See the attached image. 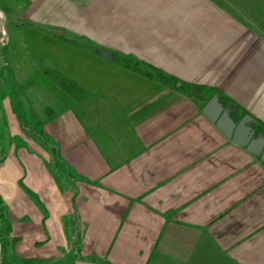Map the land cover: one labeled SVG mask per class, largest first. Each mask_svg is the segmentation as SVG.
Wrapping results in <instances>:
<instances>
[{"label": "crops", "instance_id": "1", "mask_svg": "<svg viewBox=\"0 0 264 264\" xmlns=\"http://www.w3.org/2000/svg\"><path fill=\"white\" fill-rule=\"evenodd\" d=\"M6 5L85 47L28 109L1 97L17 264H264V162L202 113L217 94L264 136V0Z\"/></svg>", "mask_w": 264, "mask_h": 264}, {"label": "rangeland", "instance_id": "2", "mask_svg": "<svg viewBox=\"0 0 264 264\" xmlns=\"http://www.w3.org/2000/svg\"><path fill=\"white\" fill-rule=\"evenodd\" d=\"M6 2L0 0V9L5 14L0 12V74L3 73L0 75V115L2 94H18L28 109V101L31 102L33 94H26L34 92L30 85L42 80L50 83L52 69L47 59L56 58L58 65H62L63 61L85 50L84 40L74 32L56 31L46 24L22 21ZM59 41L67 43V46L63 47ZM55 44L61 45L51 47Z\"/></svg>", "mask_w": 264, "mask_h": 264}, {"label": "water", "instance_id": "3", "mask_svg": "<svg viewBox=\"0 0 264 264\" xmlns=\"http://www.w3.org/2000/svg\"><path fill=\"white\" fill-rule=\"evenodd\" d=\"M100 57L113 61L114 54L108 50H101ZM202 113L228 138L233 144L245 148L251 154L258 156L264 162V136L258 134L257 128L251 125V117L245 114L235 121L231 116V109L224 107L214 94L202 108Z\"/></svg>", "mask_w": 264, "mask_h": 264}, {"label": "trees", "instance_id": "4", "mask_svg": "<svg viewBox=\"0 0 264 264\" xmlns=\"http://www.w3.org/2000/svg\"><path fill=\"white\" fill-rule=\"evenodd\" d=\"M15 112L21 121H24L25 114L20 105L15 108ZM4 159V154L0 149V163ZM11 223L6 213V207L0 197V264H17V259L11 255L10 249L12 248L15 238L11 236Z\"/></svg>", "mask_w": 264, "mask_h": 264}, {"label": "bare ground", "instance_id": "5", "mask_svg": "<svg viewBox=\"0 0 264 264\" xmlns=\"http://www.w3.org/2000/svg\"><path fill=\"white\" fill-rule=\"evenodd\" d=\"M1 16V15H0Z\"/></svg>", "mask_w": 264, "mask_h": 264}]
</instances>
